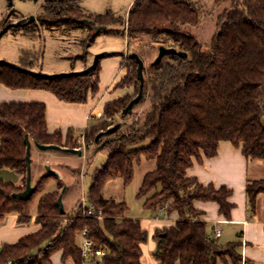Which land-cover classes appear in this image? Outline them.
I'll list each match as a JSON object with an SVG mask.
<instances>
[{
    "label": "trees",
    "instance_id": "16d2710c",
    "mask_svg": "<svg viewBox=\"0 0 264 264\" xmlns=\"http://www.w3.org/2000/svg\"><path fill=\"white\" fill-rule=\"evenodd\" d=\"M229 1V7L217 18L206 50L187 30L200 20L198 8L191 2L133 0L127 17L122 19L111 13L86 15L79 9V0L44 1L43 14L37 20L43 26H86L92 40L103 31L96 32L94 27L106 29L113 25L125 29L127 36L168 42L166 47L186 53V58L167 55L164 58L169 61L164 65L162 61L156 66L149 64L143 86V95L148 87L149 99L143 118L126 131L95 144L97 150L106 152V160L92 176L87 199L100 219L83 216L81 206L74 207L71 213H61L56 191L62 184L55 175L39 176L27 200L12 194L25 188V135L31 143L78 149L81 138L87 148L103 131L98 128L120 114L138 88L131 53L122 61L126 73L116 88L133 87L135 95L125 94L107 103L104 119L83 134L76 135L68 129L64 140L60 132L48 134L42 103L0 104V170L14 171L20 177L16 184L0 179V222L9 214L16 215L18 223L30 222V202L38 196L34 220L40 226L36 233L17 243L1 246L0 264L8 260L12 264H52L51 257L56 252L61 254V262L82 264L76 237L84 229L94 248L105 250L104 264H142L141 247L147 241V232L139 221L124 217V203L102 195L109 180L120 178L124 185L130 183L133 163L140 155L155 160V169L144 175L138 192L142 196L155 190L144 208H163L168 214L178 215L173 226L155 230L152 236L156 241L152 257L157 264H217L219 260L241 264L237 253L240 241L218 244L207 233V224L201 219L203 212L193 206L196 201L213 202L218 214L228 221L234 207L229 202L231 190L202 185L186 176L192 160L214 157L221 141L240 147L249 162H264V0ZM104 55L107 54L89 73L65 77H49L33 72L27 64L15 66L0 61V83L12 89L45 90L68 103H84L97 92L99 63ZM116 131L117 127L108 134ZM145 141L148 144L142 146ZM50 177L56 189L45 191L44 180ZM245 194L250 212L255 213L257 198L264 195V179H248Z\"/></svg>",
    "mask_w": 264,
    "mask_h": 264
},
{
    "label": "rangeland",
    "instance_id": "374dc122",
    "mask_svg": "<svg viewBox=\"0 0 264 264\" xmlns=\"http://www.w3.org/2000/svg\"><path fill=\"white\" fill-rule=\"evenodd\" d=\"M44 1L0 0V61L15 66L30 63L31 67L40 69L41 73L45 75H50L72 72L75 71V67H81V64L88 62L91 64L94 55L99 53L107 54L103 56L104 58L122 57L123 62L130 53H136L144 63L143 77L146 81L149 64L157 55V47L159 45L166 47L169 44L168 42L157 43L148 37L138 35L127 36L125 29L113 25L107 26L105 30L94 35L92 40L89 39L92 33L86 26L76 29L65 26L48 28L37 21L43 14ZM132 1L79 0V9L86 15L97 16L111 13L115 18L125 19ZM184 1L196 4L199 10V23L192 28H187V30L194 35L201 44L202 49L206 50L215 32L217 18L225 8L229 7L230 1ZM29 16H34L35 21L26 25L15 24L17 20L28 18ZM127 40L130 41L128 47ZM167 61L169 59H162V65ZM127 89L128 96L135 95L133 87H128ZM148 99L149 92L146 86L142 99L134 105L129 114L124 117L118 114L98 128L103 131L108 129L112 131L117 127V131L110 135L108 133L102 135L96 145L126 131L131 124L141 120L148 107ZM77 144L81 146L82 154L80 156L61 151L40 152L34 146L31 148L32 186L39 176L46 173L43 168L44 165H48L55 170L58 178H60L62 187L65 188L62 194V204L66 214L71 213L74 207H79L82 201L86 205L89 204L87 194L92 176L96 169L106 160V152L97 150L94 143L87 148L83 146L81 141H78ZM147 144L148 141H145L142 146ZM154 169L155 160L140 155L133 163V176L130 183L124 185L123 180L120 178L109 180L104 185L103 197L116 203H124L126 206L125 218L136 220L140 223L148 219L164 218L165 209L157 208L153 211L144 208L146 199L155 190L146 195L138 196L144 175ZM250 169L253 175L256 172L255 168L250 167ZM260 172H263V170ZM44 183L46 185L45 191L56 189V182L51 177L50 179H45ZM60 191L61 188L57 189L56 193L59 195ZM38 198L37 196L30 202V214L32 217H35ZM255 213L260 216L264 214V195H260L257 198ZM207 230L211 233L210 224H207ZM234 239V236L228 239V235L224 234L217 241L218 244L225 245L234 241ZM151 240V236L147 237L145 244L150 245ZM80 241V237L77 236V246ZM217 264L230 263L218 261Z\"/></svg>",
    "mask_w": 264,
    "mask_h": 264
},
{
    "label": "crops",
    "instance_id": "0c3cea01",
    "mask_svg": "<svg viewBox=\"0 0 264 264\" xmlns=\"http://www.w3.org/2000/svg\"><path fill=\"white\" fill-rule=\"evenodd\" d=\"M99 64L97 92L94 95H89L84 103H68L57 99L45 90L12 89L0 83V104L42 103L45 106L48 134L60 132L63 140L68 129H72L76 135L83 134L85 130L104 119L103 110L107 103L128 93L127 88H116V84L126 73L122 67V57L102 58ZM88 65H90L89 62L81 64V67H75V71L82 70ZM26 67H29L33 72L41 73L40 69L31 67L30 63ZM78 141L83 143L81 138ZM250 167L255 168L256 172L253 175L250 172ZM262 170L263 172H260ZM186 176L195 178L202 185L212 184L216 188L224 186L231 190L232 195L229 202L234 204V207L228 221L218 214V206L213 202L196 201L193 206L203 212L201 219L206 224H210L211 233L207 230L210 236L213 235V229L219 227L222 233L218 239L227 234L228 239L234 236V241H240L237 253L241 256V262L264 264V214L260 216L250 212L245 194V185L248 179H264V162H249L242 155L240 147L237 148L230 142L221 141L218 143L214 157L204 158L201 156V161L193 159L191 167L186 170ZM0 179L15 184L20 181V177L11 170H0ZM34 219L32 217L30 222L22 224L17 222L16 215H6L0 222V247L6 244H15L20 239L36 233L40 226ZM177 221L176 212L169 214L166 212L164 218L148 219L139 223L141 229L147 232V237H152L155 230L173 226ZM221 226L223 227L221 228ZM155 248L156 241L153 237L150 245H142L140 257L142 264H157L152 257ZM51 261L52 264H73L71 260L61 262L59 252L52 255Z\"/></svg>",
    "mask_w": 264,
    "mask_h": 264
},
{
    "label": "water",
    "instance_id": "95a60500",
    "mask_svg": "<svg viewBox=\"0 0 264 264\" xmlns=\"http://www.w3.org/2000/svg\"><path fill=\"white\" fill-rule=\"evenodd\" d=\"M35 21L34 16H29L28 18H22L19 19L15 22V24H29ZM96 32L102 31L105 29V27H94ZM104 53H99L94 55L93 60L90 65L85 67L82 70L78 71H72L68 73H58V74H50L48 75L49 77H65V76H77V75H85L89 73L94 67L97 65L99 58L103 55ZM167 55H175L180 58H186V53L182 51H178L174 48L171 47H165L163 45H159L157 47V55L154 58L152 62H150L151 66H156L158 65L162 59L167 56ZM131 57L135 60L136 62V77L138 80V88H137V93L136 95L129 100V102L126 104V106L121 110L120 116L124 117L125 115L129 114L132 111V108L134 107L135 104H137L143 96V86H144V77H143V68H144V63L141 60V58L136 54V53H131ZM109 129L106 131H100L95 135L94 138V144L98 142L100 137L104 134L109 133ZM24 143H25V153H24V165H25V188L23 191L19 193H13L12 197L18 198L19 200H27L34 192V187L31 184L32 180V174H31V164H32V159H31V148L34 146L38 151L40 152H46V151H61L64 153H70V154H75L77 156H80L82 154V150L78 148H61L56 145H41L38 143H31L28 139V136H24ZM44 169L46 170L45 175H55L58 176L56 171L51 169L50 166L44 165ZM64 187L61 188V191L57 197V206L60 210L61 213H64L63 209V204H62V194L64 191Z\"/></svg>",
    "mask_w": 264,
    "mask_h": 264
},
{
    "label": "built area",
    "instance_id": "2783aa9c",
    "mask_svg": "<svg viewBox=\"0 0 264 264\" xmlns=\"http://www.w3.org/2000/svg\"><path fill=\"white\" fill-rule=\"evenodd\" d=\"M82 215L87 217H97L101 218L100 214L95 213V210L91 205H86L83 201L81 202ZM222 230L219 227L213 229L212 237L218 239L221 236ZM78 236L80 237V244L78 248L80 249L81 257L83 259L82 264H104L103 257L105 256V250L102 248H94V242L88 237L86 229L82 230ZM6 264H12L10 260ZM244 264V261L241 262Z\"/></svg>",
    "mask_w": 264,
    "mask_h": 264
}]
</instances>
